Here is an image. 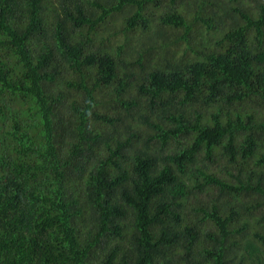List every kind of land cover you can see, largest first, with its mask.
<instances>
[{
    "label": "trees",
    "instance_id": "1",
    "mask_svg": "<svg viewBox=\"0 0 264 264\" xmlns=\"http://www.w3.org/2000/svg\"><path fill=\"white\" fill-rule=\"evenodd\" d=\"M0 264H264V0H0Z\"/></svg>",
    "mask_w": 264,
    "mask_h": 264
}]
</instances>
